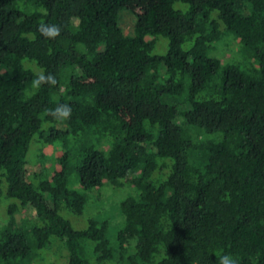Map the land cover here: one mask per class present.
Returning <instances> with one entry per match:
<instances>
[{
  "label": "trees",
  "instance_id": "16d2710c",
  "mask_svg": "<svg viewBox=\"0 0 264 264\" xmlns=\"http://www.w3.org/2000/svg\"><path fill=\"white\" fill-rule=\"evenodd\" d=\"M225 34L242 61L211 55ZM41 72L57 86L34 90ZM57 104L70 120L43 114ZM4 183L17 202L0 264H37L56 243L65 264H264V0H0V198ZM107 185L133 190L113 239L106 219L74 228L60 214L81 216Z\"/></svg>",
  "mask_w": 264,
  "mask_h": 264
},
{
  "label": "rangeland",
  "instance_id": "374dc122",
  "mask_svg": "<svg viewBox=\"0 0 264 264\" xmlns=\"http://www.w3.org/2000/svg\"><path fill=\"white\" fill-rule=\"evenodd\" d=\"M119 24L124 30V32L129 34L133 31L134 18L129 12L124 11L120 14ZM228 38H231V36L225 34V36H223L221 40H219L217 43H213L212 48L210 50L211 55L220 58L222 62L236 63L242 61L243 56L237 44L234 41L229 42ZM166 49L167 39L165 37L159 36L153 52L157 54H164L166 52ZM58 128H64V126L58 125ZM33 150L34 147H32V144H30L28 153L25 158V167L27 174H31L35 170L39 169V165H37L36 162H31L32 154L35 153V151ZM43 150L45 153L50 154V156L48 157L49 159L46 160L45 163L51 164L53 158V152H51L52 148L44 147ZM167 173V169L162 172L157 171L152 175L151 179L163 178L166 176ZM70 185L74 188H79L77 187L78 185L76 183H73V179ZM2 191L3 193L0 198V224L6 219V210L8 204L11 202H17L16 200L5 196V183L2 186ZM131 192H133V190L128 186L117 188L108 186L103 187L100 190L94 189L88 192V203L86 205L84 213L81 216H75L65 210L60 211V214L64 218H67L74 228L84 227L88 217L106 219L107 236L110 239H113L115 231L119 225V219H117L119 211V202L125 197L129 196ZM25 217H27L28 219H34L31 208H27L26 210L16 213V219L18 220V222ZM30 223H28L27 226H29ZM40 254L41 256L37 264H65V251L64 248L58 243H56L50 250L41 251Z\"/></svg>",
  "mask_w": 264,
  "mask_h": 264
},
{
  "label": "clouds",
  "instance_id": "9594fccd",
  "mask_svg": "<svg viewBox=\"0 0 264 264\" xmlns=\"http://www.w3.org/2000/svg\"><path fill=\"white\" fill-rule=\"evenodd\" d=\"M38 31L47 39H56L61 35L62 27L59 24H41ZM58 81L51 73H38L34 75L31 81V87L34 90H39L42 86L49 87L57 86ZM44 115L51 116L53 120L66 122L71 119L72 107L69 104H57L54 108L44 109ZM216 264H238L237 257L230 254H223L217 256Z\"/></svg>",
  "mask_w": 264,
  "mask_h": 264
}]
</instances>
